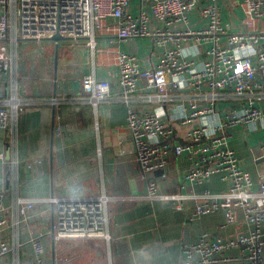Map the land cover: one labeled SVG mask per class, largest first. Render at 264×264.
<instances>
[{
	"label": "built area",
	"instance_id": "built-area-1",
	"mask_svg": "<svg viewBox=\"0 0 264 264\" xmlns=\"http://www.w3.org/2000/svg\"><path fill=\"white\" fill-rule=\"evenodd\" d=\"M226 1H235L243 14L239 32L222 23L218 0H0V135L11 133L30 105L19 97L13 67L20 42L38 43L58 34L85 40L96 55L107 50L97 45L100 36L151 41L155 56L151 68H144L130 53L118 52L115 57L117 98L127 108L125 131L146 184V194L137 199L174 203L178 210L183 202L193 201L191 220L222 214L221 228L234 224L240 212L248 227L232 236L200 234L197 241L182 246L179 264H264V175L255 184L228 146L230 134L238 128L248 133L264 129V107L256 106L264 102V0ZM195 13L204 22L201 29L190 24ZM202 53L206 60L197 62ZM81 90L80 99L94 108L114 94L110 80L93 74L81 78ZM64 102L65 97L42 100L52 106ZM176 126H189L181 140ZM56 133L60 134L59 127ZM259 149L264 162V133ZM181 156L189 161L184 177L190 185L218 176L226 183L225 190L161 193L170 157ZM4 161L0 151V164ZM3 200L0 190V260L11 251L4 238L8 224ZM117 200L104 192L69 198L16 197L14 226H25L35 216L36 205L48 204L56 207L54 241L108 242V204ZM28 231L25 245L31 257L23 264H48L43 237ZM230 251L239 255L230 256Z\"/></svg>",
	"mask_w": 264,
	"mask_h": 264
},
{
	"label": "crops",
	"instance_id": "crops-1",
	"mask_svg": "<svg viewBox=\"0 0 264 264\" xmlns=\"http://www.w3.org/2000/svg\"><path fill=\"white\" fill-rule=\"evenodd\" d=\"M218 6L222 23L231 32L241 31L243 14L235 1L218 0ZM190 24L195 29L204 26L196 13L190 16ZM97 40L107 50L96 55L83 39L22 41L16 48L13 67L18 93L30 105L17 118L12 132L0 135V151L5 158L0 164V190L4 193L8 224L4 238L11 248L0 264H23L31 257L25 245L29 229L43 237L48 264H179L182 246L197 241L200 234L232 236L248 229L240 212L234 224L221 228L222 214L191 220L193 201L183 202L178 210L174 203L137 199L146 194V184L140 178L141 170L125 131L127 108L117 98L115 57L118 52L130 53L148 69L154 65L155 56L146 38L123 41L115 36H100ZM40 43L43 48L34 52L27 47ZM196 60L204 61L206 56L202 53ZM87 74L112 83L114 94L96 108L80 99L84 96L81 78ZM51 97H65V102L57 106L42 103ZM256 106L262 108L264 102ZM188 127L176 126L177 140L182 139ZM263 133L264 129L248 133L238 128L228 138L240 167L250 173L255 184L264 175L259 149ZM29 163L33 164L31 168L26 167ZM188 166L186 157H170L160 192L193 195L204 190H225L227 185L218 176L202 185H190L184 177ZM102 192L119 199L108 204V242L54 241L51 232L56 207L48 204L36 205L35 216L25 226H14L16 197L69 198ZM229 255L235 257L239 252L230 251Z\"/></svg>",
	"mask_w": 264,
	"mask_h": 264
},
{
	"label": "rangeland",
	"instance_id": "rangeland-1",
	"mask_svg": "<svg viewBox=\"0 0 264 264\" xmlns=\"http://www.w3.org/2000/svg\"><path fill=\"white\" fill-rule=\"evenodd\" d=\"M97 42V45L99 47H101V45L99 44L98 40L96 41ZM27 47L30 48V51H35L37 50L38 48H43V43H40V44H29ZM142 48V47H141Z\"/></svg>",
	"mask_w": 264,
	"mask_h": 264
},
{
	"label": "water",
	"instance_id": "water-1",
	"mask_svg": "<svg viewBox=\"0 0 264 264\" xmlns=\"http://www.w3.org/2000/svg\"><path fill=\"white\" fill-rule=\"evenodd\" d=\"M67 38H65V37H61V36H59L58 34H56V35H54V36H52V37H50V38H46V39H44V40H47V41H53V42H55V43H57L58 41H62V40H66Z\"/></svg>",
	"mask_w": 264,
	"mask_h": 264
}]
</instances>
